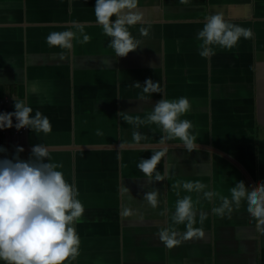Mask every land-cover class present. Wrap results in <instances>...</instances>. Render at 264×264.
Returning <instances> with one entry per match:
<instances>
[{"label":"crops","instance_id":"obj_1","mask_svg":"<svg viewBox=\"0 0 264 264\" xmlns=\"http://www.w3.org/2000/svg\"><path fill=\"white\" fill-rule=\"evenodd\" d=\"M95 2L0 0V113L15 111V97L52 124L47 135L29 128L0 130V147L7 150L0 159H12L19 146L26 161L40 143L52 162L62 163L58 170L75 183L85 206L75 224L81 243L73 264H264V230L246 202L219 216L212 211L219 197L209 201L203 192L182 187L199 180L206 190L230 199L237 182L246 187L264 182V0H139L145 22L129 30L142 45L126 57H117L108 46L111 38L96 23ZM215 13L250 28L253 36L232 49L213 46L215 55L205 59L198 54L197 35ZM72 21L86 25L89 43L79 42L82 36L71 28ZM141 27L149 29L147 36L140 34ZM66 30L77 32L73 49L49 47L47 36ZM148 79L160 83L163 94H144L141 100L142 89L133 85ZM33 83L38 94L26 91ZM181 97L191 104L181 119L192 122L198 147L190 153L182 141H167L168 151L157 166L164 179L155 181L153 175L149 182L137 165L161 150L164 133L153 123L136 129L118 114L147 120L157 101ZM134 130L147 139L133 141ZM154 189L159 192L156 208L143 198ZM184 196L192 197L193 227L204 236L168 248L161 231L181 236L187 231L172 218ZM126 207L134 215L122 216ZM201 213L207 216L203 224Z\"/></svg>","mask_w":264,"mask_h":264},{"label":"clouds","instance_id":"obj_2","mask_svg":"<svg viewBox=\"0 0 264 264\" xmlns=\"http://www.w3.org/2000/svg\"><path fill=\"white\" fill-rule=\"evenodd\" d=\"M179 3L188 4L189 0H179ZM138 5L139 0L95 2L96 23L102 27L103 33L111 38L108 46L114 50L117 57H126L142 45V41L129 30L131 26L145 22L144 14ZM85 27L86 25L77 21L71 22V28L77 29L82 36L79 41L82 44L91 41V37L84 32ZM139 32L147 36L149 29L141 27ZM252 36L250 28L229 22L223 13L211 14L197 35V39L201 41L198 54L210 59L215 55L213 46L232 49L241 38L250 39ZM74 39H77V32L66 30L51 32L46 42L49 47H59L70 52L74 47ZM61 58L63 59V56ZM133 86L142 89L141 100L145 99L144 94H163L160 83L151 79L146 80L143 85L136 83ZM26 91L38 94L40 88L38 84L33 83ZM13 99L15 111L0 113V130L15 127L18 131L29 128L35 133H51L52 124L47 116L39 110L32 115L33 109L23 100L15 97ZM190 110L191 104L185 97L178 100L162 98L155 103L147 120H142L139 116L133 119L127 113L118 114L123 116L127 123L135 125L136 129L145 123H153L164 133L160 138L161 150L154 152L149 159H140L137 165L138 169L149 177V182L153 181V175L155 181L164 179L157 171V166L166 156L167 141H182V146L190 153L197 149V136L191 131L194 127L192 122L181 119ZM96 134L103 135V132L97 130ZM132 139L139 143L146 140L147 136L139 130H134ZM120 146L123 147V144ZM6 151L0 147V153ZM22 152L24 148L16 146L12 159H0V260L6 264H73L80 255L81 243L75 224L81 221L85 212L84 204L78 199L79 191L75 183H69L64 173L58 170L62 169V163L52 162L49 149L45 145H34L26 161L20 158L19 154ZM116 158L118 161L123 160L121 155ZM182 187L188 192H203L204 198L209 201L219 197L220 205L212 209L213 213L219 216L238 211L242 201L246 202L247 212L258 221L257 227L264 230V182H259L254 187H246L243 181H239L230 189V199L206 190L208 186L199 180L186 182ZM124 190L128 191L127 188ZM158 194L154 189L146 192L143 198L152 208H156ZM177 195L179 196V192ZM120 214L128 217L134 215V212L126 207ZM172 218L176 224H186L187 231L182 236L167 229L161 231L160 240L168 248L179 245L182 239L204 236L202 229L193 227L196 223V210L191 196L177 200ZM206 218V214L201 213L200 223L203 224ZM178 236L180 239H177Z\"/></svg>","mask_w":264,"mask_h":264},{"label":"built area","instance_id":"obj_3","mask_svg":"<svg viewBox=\"0 0 264 264\" xmlns=\"http://www.w3.org/2000/svg\"><path fill=\"white\" fill-rule=\"evenodd\" d=\"M23 129H20L19 131L17 129H15V132H21Z\"/></svg>","mask_w":264,"mask_h":264}]
</instances>
